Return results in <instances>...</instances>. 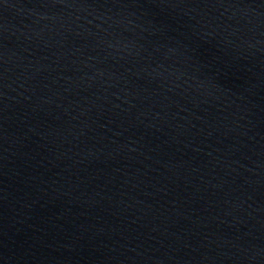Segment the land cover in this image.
<instances>
[{"label": "water", "instance_id": "95a60500", "mask_svg": "<svg viewBox=\"0 0 264 264\" xmlns=\"http://www.w3.org/2000/svg\"><path fill=\"white\" fill-rule=\"evenodd\" d=\"M0 264H264V0H0Z\"/></svg>", "mask_w": 264, "mask_h": 264}]
</instances>
